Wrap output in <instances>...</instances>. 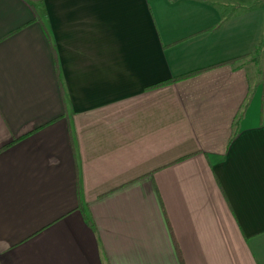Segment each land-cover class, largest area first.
Listing matches in <instances>:
<instances>
[{
  "label": "crops",
  "instance_id": "0c3cea01",
  "mask_svg": "<svg viewBox=\"0 0 264 264\" xmlns=\"http://www.w3.org/2000/svg\"><path fill=\"white\" fill-rule=\"evenodd\" d=\"M263 32L264 0H0V264H264Z\"/></svg>",
  "mask_w": 264,
  "mask_h": 264
},
{
  "label": "trees",
  "instance_id": "16d2710c",
  "mask_svg": "<svg viewBox=\"0 0 264 264\" xmlns=\"http://www.w3.org/2000/svg\"><path fill=\"white\" fill-rule=\"evenodd\" d=\"M261 55H263V63H262V68H261V73H262V80H264V32L261 38V42L259 45H257L254 50H253V60L258 62L261 58ZM242 57H238L237 59H233L232 62L234 61H241ZM188 75H184L182 77H187ZM179 77V78H182ZM178 78H174L176 80Z\"/></svg>",
  "mask_w": 264,
  "mask_h": 264
},
{
  "label": "rangeland",
  "instance_id": "374dc122",
  "mask_svg": "<svg viewBox=\"0 0 264 264\" xmlns=\"http://www.w3.org/2000/svg\"><path fill=\"white\" fill-rule=\"evenodd\" d=\"M242 60H244L245 62H250V63L251 62L260 63V66L257 68V70H258V74H261V68H262V62H263V55H261V58H260V60L258 62H256V61L253 60V53L249 57H247L246 59L244 58ZM253 65L251 67H253L252 69L254 70V67L255 66H253ZM259 68H260V70H259ZM253 70H252V72H253ZM250 75H251V72H250Z\"/></svg>",
  "mask_w": 264,
  "mask_h": 264
}]
</instances>
